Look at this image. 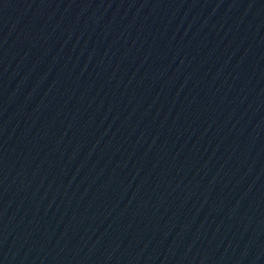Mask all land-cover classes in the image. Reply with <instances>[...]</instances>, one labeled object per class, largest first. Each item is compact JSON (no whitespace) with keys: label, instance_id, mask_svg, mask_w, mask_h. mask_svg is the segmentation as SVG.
Returning <instances> with one entry per match:
<instances>
[{"label":"water","instance_id":"water-1","mask_svg":"<svg viewBox=\"0 0 264 264\" xmlns=\"http://www.w3.org/2000/svg\"><path fill=\"white\" fill-rule=\"evenodd\" d=\"M0 264H264V0H0Z\"/></svg>","mask_w":264,"mask_h":264}]
</instances>
